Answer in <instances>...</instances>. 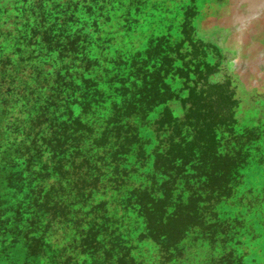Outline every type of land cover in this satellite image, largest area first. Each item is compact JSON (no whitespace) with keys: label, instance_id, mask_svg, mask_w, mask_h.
Segmentation results:
<instances>
[{"label":"rangeland","instance_id":"374dc122","mask_svg":"<svg viewBox=\"0 0 264 264\" xmlns=\"http://www.w3.org/2000/svg\"><path fill=\"white\" fill-rule=\"evenodd\" d=\"M63 11L73 14V19L63 18ZM58 27L61 32L65 29L61 37L56 31ZM33 28L40 34L29 31ZM71 37V50L61 54L67 58H58L62 42ZM165 54L174 60L163 68L160 57ZM70 58L78 71L87 63L82 76L91 78L96 85L91 84L96 96L90 110L80 111L75 104L69 107L70 118H78L77 129L89 131L92 141L103 128L111 105L117 102L120 80L129 83L134 76L136 88L150 90L160 82L165 69L161 80L169 88L170 99L145 117L130 121L135 124L132 133H136L140 149L128 153L123 169L136 170L117 190L106 188L111 167L110 159L105 157L115 145L90 147L92 144L84 141V149L92 148L91 161L89 168L83 166L78 173L65 164L70 150L61 130L56 136L47 134L43 139L45 151L53 149V156L42 163L50 164V169L58 161L64 164L58 177L38 176L40 167L36 165L28 184H14L15 168L6 174V180L0 179V264H264V0H0V97L6 101L16 99L12 109L6 101L0 100V106L10 109L13 118L23 117L22 109L27 105L16 95L18 92L40 91L39 108L45 104L44 97L59 93L61 85L53 79ZM117 69L122 72L116 73ZM156 71L157 76L149 82L142 79ZM203 75L205 79H201ZM10 87H14L13 92ZM187 88L201 92L198 97L193 95L191 101L199 107L214 109L215 121L224 111L219 110L220 106L228 108L233 134L242 136L240 141L249 139L244 163L238 168L227 197L210 196L216 181L210 179L211 184H204L205 166L192 164L197 161V154H187L179 171L183 177L177 185L169 186L168 181L163 184L165 174L150 167L152 152H165L164 141L171 128L164 121L172 116L175 125L183 123L174 129L177 135L172 145L177 137L188 133L187 121L181 120L188 106L182 103ZM63 91L71 96L69 91ZM24 94L26 101L33 97V93ZM73 97L77 101L76 95ZM57 114L59 118L51 114L37 117L30 126L36 127L46 118L59 124L71 121L59 111ZM159 121L166 126L158 128ZM223 137L224 147L218 152L234 151V140L225 134ZM21 138L16 135L15 141ZM135 151L142 161L135 157ZM8 170L10 167L5 173ZM75 173L81 176H74ZM82 180H89L87 187L91 191L85 189ZM49 186L67 191L62 202L58 200L56 204L57 213L65 212L66 206L70 210L84 207L81 212L67 215L71 220L82 218L73 225L74 229L57 224L54 228H60L49 231L43 226L45 218L31 213L36 209L32 205L36 201L29 204L21 191ZM168 188L174 189V198L180 196L178 200L185 206L178 209L191 217H171L168 227H164L165 233L168 228L167 241L175 240L174 252L169 251L168 244L155 245L156 227L160 229V221L167 215L169 218L173 209ZM132 189L142 191L140 209L127 211L125 196ZM88 200L92 206L102 203L101 208L108 210L113 220L109 228L117 229L116 233H100L98 225H88L94 209L84 206L83 202ZM142 234L151 237L138 239L137 235ZM108 244L113 250L111 254L107 252Z\"/></svg>","mask_w":264,"mask_h":264},{"label":"trees","instance_id":"16d2710c","mask_svg":"<svg viewBox=\"0 0 264 264\" xmlns=\"http://www.w3.org/2000/svg\"><path fill=\"white\" fill-rule=\"evenodd\" d=\"M63 12V18L67 16L66 18L70 17L73 19V14L69 13L68 15H66V11ZM70 18H68L67 21L70 20ZM58 28L59 29H57L56 31L58 32L59 37H61L63 36L62 33L65 32V29H63L64 31L61 32L60 27ZM46 29H48V27H46ZM29 31H33L34 34H40V31L37 29L35 30L34 28L29 29ZM73 42L74 37H71L69 41L65 40V43L62 42L63 48L61 50V53H58V58H67L65 55L61 54L64 51L69 52L72 48ZM84 54L82 51L81 57H83ZM168 55H170L169 52ZM168 55L165 54L164 56L160 57L162 61L160 64L163 68H165L164 66L168 67L169 62L174 60V58L170 59ZM32 58L34 59L35 56ZM71 59L72 58H70L69 63L59 68L54 76L53 81H59L61 85L58 90L59 93L53 92L51 95L44 97L42 102H45V104H43L42 107L39 108V101L41 98L40 91L34 92L28 90L25 92H18L16 95H20V97L26 102L25 105H27L25 108L22 109V113L24 114L23 117L13 118L9 114V111L14 107L13 105L16 104L15 97L10 101H6V99H2L0 97L1 102L6 101L9 102V104L11 105V108L9 110H6L3 105L0 106L1 180H6L8 178L6 174L11 172L12 168H15V170L12 171L16 172L15 176L13 177L14 184H28L31 182V179H33L31 173L34 174V168H38L37 166L40 167L38 168L39 173H36L38 174V176L40 175L44 179L52 176L58 177V173L64 164L60 165V162L58 161L57 164L55 163L53 164L54 166H51V169H53L51 171L49 167L50 164H43L42 161L51 159V157L53 156V149L47 151V155V152L45 151L46 146L43 143V139L47 137V134L50 137L56 136L57 133H60V130L64 133V141L66 142L65 146L68 147V149L70 150V152H68L66 155L69 160H67V163L65 164L69 165L71 169L76 170L78 173H81L83 166L89 168L87 164L89 163V161H91L89 152L92 151V148L90 150L84 149V141H87L89 144H92L90 147H95L97 145L104 146L106 143H109L112 146L115 145L114 149L107 150L109 152V155L105 157L110 159L108 166L111 167V171L108 173L110 183L108 184V186H106L108 190H117L119 186H122V184H124V179L127 178L129 174H132L134 170H136L123 169V166L128 162V153L132 150H136L137 148L140 149V146L138 145L139 141L137 135L136 133H132L135 130L133 126L135 124L134 122L130 124V121L136 120L135 118L139 119L145 117V115L150 113L155 107L163 105L165 101H168L170 99L169 88L165 85L164 81L161 80L162 78L164 79L166 70L164 69L165 73L162 74L160 82L158 81L156 83V86L153 85L150 90H139L138 88H136L137 78H134V76L133 81H130L129 83L127 81L120 80V82L118 83V86L120 87L119 94L117 93L116 95L117 102L111 105L108 117L104 119V121L106 122L103 128L98 134L96 140L92 141L89 138V131H81L77 129L79 125V123L77 122L78 118L76 116L70 118L69 107L75 104V106L80 111L85 108H87V110H90L89 105L94 104V97L96 96V91L92 88L91 84H93L94 86L96 85L92 83L93 80L91 78L86 79L82 76V71H85L87 69V63L85 59L79 58V60L84 61V64L86 63V65L79 71L77 65L73 64ZM22 60L24 62L28 61V59ZM61 70H63L62 73H60ZM118 72H122V70L119 71L117 69L116 73ZM129 76H127L128 80ZM154 76H157V71L145 76L142 79L149 82L150 78ZM205 76L203 75L201 79H205ZM176 78L178 77L176 76ZM195 78L197 79V77ZM9 89L13 92L14 87H10ZM63 90H66V92L69 91L71 93V96L70 94L64 93ZM24 93H27L30 96H32L33 93L32 99L30 101H26ZM200 93L201 92L196 93L189 88L186 95L182 99V103H188L187 109L183 113L181 119L182 121H187L188 126H186L188 133L177 137L178 140L174 145L171 144L172 140L177 135L175 134L174 129L178 127L177 125H183V123L179 122L177 125H175L176 120H174L172 116L167 121H164L166 125L171 128L170 133L168 134V139L164 141L165 152L163 150H160L159 153L152 152V163L150 167L154 170V172L155 170H157L160 171L162 174H165V177H163L165 178L163 184L164 182L168 181L169 186L174 184L177 185L180 183L179 179L183 177V175H180L181 172L179 171L182 170L185 158H188L187 154L192 157L195 156L194 154H197L196 156L198 157V159L192 164H198V167L200 168L201 166H205V168H202V171L205 173V177H203V182L204 184H211L214 179L216 183L215 187H213L214 191H212L210 196L213 197L215 195L214 198L220 199L229 196L230 188L232 187L231 183H233L236 179V172L238 168L244 163V154L247 151L248 146L246 144L249 139L245 137L244 140L240 141L239 139H241L242 136L236 137L233 134V121L231 119L230 114L226 113V110L228 108H222L220 106L219 110L223 109L224 111L221 113L219 121H215L216 112L214 109H210L207 107H199L198 105L194 104L191 101L192 96L194 95L198 97ZM73 95H76V97L80 99V101H78V99L77 101H74L75 99ZM66 98L70 99L71 101H67ZM221 104L223 105V102H221ZM165 109V106H163L162 111H165ZM58 111L61 115L65 116L66 119H70L71 121L67 124H64L62 122L59 124L55 120L51 121L50 119L46 118V121H40L36 127L30 126V124H35L34 119L37 117H46L48 114H51L59 118V115L57 114ZM161 122L162 121H159V123L156 124L158 128L166 126ZM216 124H218L221 128L218 129V126ZM69 131L72 134L70 136L65 135V133H69ZM224 134L226 135V137H229V139L234 140L231 142V149L234 148V151H230L228 153L218 152V149H220L221 146L224 147ZM16 135H21L22 138L19 141H15ZM52 148L55 147L53 146ZM130 157L133 159L134 156L132 155ZM135 157H138L139 161H142L140 160L141 157L138 156V154L136 155V151ZM60 159H62V156ZM114 160L117 162H125L124 164L120 165L115 164ZM36 161L40 162L41 164H37L38 162ZM175 161H178V163H175ZM132 163L136 165L135 162ZM9 167L10 170L5 173V171ZM47 169H50V171ZM92 169L94 170L95 167L92 166ZM24 172H28V174L24 175ZM95 172H97V169L95 170ZM114 174L117 177H114ZM76 175L79 174L75 173L74 176ZM70 178H73V176L70 175ZM210 179H212L211 182L209 181ZM82 183L86 185V190H92L87 187L90 186L89 180H82ZM28 187L34 188L33 185H30ZM58 188L60 189V191H57L55 187L50 186L48 188L40 189L25 188V192L21 191L23 197L26 198L29 204H32L36 201V203L32 204L35 206L36 209L31 210V213L43 216L46 220L43 226L46 227V229H48L49 231L52 230V232H54V229L60 228V226L62 225L68 226L69 229H74L73 225L82 218L71 220L70 218H67V215L69 214V212L72 211H74V213L81 212V209L84 208L78 206L75 210H70L66 206V208L63 207V209L65 208L66 210L65 212L60 213L59 211L57 213L55 208L59 206L56 205L58 204V200H61L62 202V200L65 198H63V194H67V191L65 189H62L60 187ZM173 190V188L167 189L168 197L173 201V209L169 213V218L167 215L162 221H160L161 227L159 230L156 227L155 235V245H157L158 247H163L168 244V249L170 252H174L175 250V247L173 246L175 240L169 239L167 241L168 228L165 233L164 227H168V224H170L168 220H170L171 217L175 220H178V218L180 217L184 218V216L191 218L185 213V210L182 211L178 209L179 207H183V209H185V206L180 204L178 200L180 196L174 198V195L172 194ZM181 191L182 189H179V192ZM141 192L139 193L138 191H136V189H134V191L132 189L131 191L127 192L125 196L127 198H125L126 201L124 203V207L127 209V211L140 209V205L138 206V201L142 199ZM187 198L188 197H185V200ZM191 200L194 199L191 198ZM83 203H85V207L94 208L93 211L90 213L91 217L90 219H88V225H98L99 228H97V230L100 231V233L110 234L117 232V229L109 228V225L112 224L113 220L111 219V215L109 214L108 210L105 208H101L102 203L94 204L93 206L91 200H88L87 202ZM146 222L149 223V220L147 219ZM57 224H60V226L54 228V226ZM46 229L44 228V231H46ZM115 235L118 237L119 233ZM145 237L151 236L146 234L137 235L138 239ZM110 246L111 245L108 244L107 247V252L109 254L113 252ZM39 254L40 251L35 254V257Z\"/></svg>","mask_w":264,"mask_h":264}]
</instances>
